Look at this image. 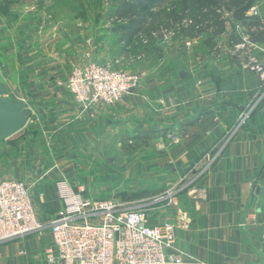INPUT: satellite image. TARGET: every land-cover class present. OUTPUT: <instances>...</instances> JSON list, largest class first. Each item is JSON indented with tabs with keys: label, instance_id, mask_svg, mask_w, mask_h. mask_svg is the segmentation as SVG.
<instances>
[{
	"label": "crops",
	"instance_id": "crops-1",
	"mask_svg": "<svg viewBox=\"0 0 264 264\" xmlns=\"http://www.w3.org/2000/svg\"><path fill=\"white\" fill-rule=\"evenodd\" d=\"M252 7L264 15V0ZM10 27L3 31L6 40L12 42L16 40L15 30ZM54 33L40 48L33 43L22 50L26 60L23 67L17 62L21 66L13 74L17 80L0 67L7 93L25 103L34 127L40 125L39 144L33 147L30 142L23 143L19 158L12 155L0 179L28 182L37 217L44 224L34 234L0 243V264H48L46 250L53 244L50 223L64 206L56 182L70 177L78 184L76 178L80 179L78 174L70 176L73 171H68L69 167H78L75 162L69 164L70 156L88 146L101 148L105 154L111 152L110 142L117 143L118 149L132 136L139 142L133 151L138 157L134 170L138 169V181L144 180L138 191L161 185L175 187L181 181L182 186L198 189H190L189 198H183L186 200L172 214L175 219L183 212L189 218L186 226L176 230L177 244L196 260L188 258L185 264H264V195L258 191L264 172V102L213 163L209 165L205 157L215 143H222L238 113L260 86L259 75L251 68L254 49L264 46L263 40L254 38L258 34L251 39L256 46L247 47L250 56L247 63H242L244 67L240 68L234 58L215 70L183 69L185 77L181 70L175 80L171 68L152 67L148 77L142 75L139 89L114 106L97 105L86 110L65 86L70 64H83L85 55L68 60V44L63 39L69 33H62L64 37ZM92 36L88 33L90 40ZM177 51L174 54L181 53ZM96 56L106 60L111 54L97 50ZM64 61L66 66L61 64ZM208 165L198 177L197 173ZM89 179L81 183L89 184ZM71 190H75L73 185Z\"/></svg>",
	"mask_w": 264,
	"mask_h": 264
},
{
	"label": "rangeland",
	"instance_id": "rangeland-1",
	"mask_svg": "<svg viewBox=\"0 0 264 264\" xmlns=\"http://www.w3.org/2000/svg\"><path fill=\"white\" fill-rule=\"evenodd\" d=\"M124 1L4 0L2 2L0 0V9H2L0 10V67L5 68L7 74L17 80L13 75L16 74L15 68L23 67L26 60L21 56L22 50L28 49L33 43L35 47L40 48L44 40L49 41L53 34L55 36V31L58 33L57 36L65 32L69 33L66 40L63 39V43L68 44L66 49L68 60L79 55H85L86 59V54L92 49L98 61L111 64L114 68L127 73L137 74L140 83H142V75L148 77L152 67L161 70L171 68L170 73L175 80L180 76L178 72L183 69L215 70L217 66L227 64L228 60L232 62L234 58L241 68L244 67L242 63H245L246 58L250 56L247 47H238L244 43L243 34L249 29V25H243L244 22L236 17L234 0H142L134 7L132 14L121 16L119 14ZM249 12L250 9L246 11V16ZM141 13L145 14L147 20L139 33L126 37L117 29L119 24H126ZM10 24L13 27H10ZM7 26L11 31L12 28L15 30L13 36L16 40L12 42L6 40ZM88 33L93 35V40L90 41ZM177 49L182 53L183 59L178 58L181 53ZM97 50L109 52L111 56L106 60L98 58ZM175 51L180 54H174ZM254 52L256 55L254 58L264 63V52L258 48L254 49ZM178 60H181V63H178ZM61 64L66 66L65 61ZM61 64L60 68H62ZM74 67L76 64L71 63L70 70L67 69L68 79ZM3 68H0V80L5 79ZM63 70H66V67ZM65 86L67 88V82ZM125 95L112 104L99 105L114 106ZM6 96L13 100L11 94L7 93ZM245 104L242 111L247 108L249 98ZM81 106L86 110L93 107ZM29 117L31 119V116ZM38 127H34L31 119L24 129L8 139L0 140V173L12 160L13 154H17L19 158V148L23 143L30 142L33 147L39 144ZM129 138L119 144L118 149H115L117 143L110 142L111 152L105 154L101 148L88 146L86 149H79L76 154L70 156L72 161H69V164L75 162L78 170L73 166L68 169L73 171L70 176L78 174L77 177L80 178H76L78 184L70 177L62 179L73 185L75 192H81L91 200H115L121 209H143L152 222L173 220L174 209H179L181 203L189 198L187 193L192 188L188 186L179 189L184 183L182 181L175 187L161 185L154 190L146 188L143 190L146 195L142 198L126 200L120 196L123 191L128 192L129 196L140 192L138 187L141 181L144 182L142 179L138 181V169L134 170V161L138 160V157L133 151L138 148L139 142L136 141L135 136ZM87 177H90L89 184L81 183V180ZM260 184V190L264 195V172ZM170 191H176L179 204L176 205L174 199L169 197L172 195L169 194ZM157 196H164V199L155 201Z\"/></svg>",
	"mask_w": 264,
	"mask_h": 264
},
{
	"label": "built area",
	"instance_id": "built-area-1",
	"mask_svg": "<svg viewBox=\"0 0 264 264\" xmlns=\"http://www.w3.org/2000/svg\"><path fill=\"white\" fill-rule=\"evenodd\" d=\"M249 13L260 20L244 32V43L238 47L255 45L251 41L252 33L264 34V15L255 7H251ZM256 48L264 52V46ZM251 68L258 73L260 86L222 143H215L206 153L209 165L264 102V63L253 57ZM139 78L137 74L98 61L90 49L86 61L71 71L67 88L74 101L84 107L108 105L139 88ZM30 120L28 116V123ZM209 165L197 176L205 173ZM186 186L181 185L179 189ZM57 188L64 206L50 223L53 244L46 250L48 264H185L188 258L196 261L176 240V230L189 223L187 213H179L174 220L155 223L143 209H121L115 200L86 198L81 192L71 190L67 180L58 181ZM175 193L170 191L169 197L177 205ZM161 199L164 196H157L155 201ZM43 226L37 217L34 193L28 182L19 178L0 179V243L34 234Z\"/></svg>",
	"mask_w": 264,
	"mask_h": 264
},
{
	"label": "trees",
	"instance_id": "trees-1",
	"mask_svg": "<svg viewBox=\"0 0 264 264\" xmlns=\"http://www.w3.org/2000/svg\"><path fill=\"white\" fill-rule=\"evenodd\" d=\"M236 4H234L236 6V17L239 20H242L241 22L243 23V25H249V26H253L259 23V17L258 16H246V11L249 10L252 6H254L257 3V0H234ZM135 0H125L122 4V11L120 12L119 15L124 16L127 14H132V11L134 9V7L136 5H139L142 0H138V2H136ZM231 7V6H230ZM130 19V18H129ZM147 20L146 16L144 13H141L138 15V17L136 18H132L131 20H129L126 24H119V26L117 27V29L119 31H122L124 33V35L126 37H130L133 36L137 33H139L144 26L145 21ZM253 34H258L256 35L254 38L255 39H260L264 41V37H262V35H260L261 33H256L254 32ZM253 34H251V36H253ZM254 39V40H255ZM256 113V112H255ZM146 195V192L140 191L138 193H134L132 195H128V192L123 191L120 196L127 199H134V198H142Z\"/></svg>",
	"mask_w": 264,
	"mask_h": 264
},
{
	"label": "water",
	"instance_id": "water-1",
	"mask_svg": "<svg viewBox=\"0 0 264 264\" xmlns=\"http://www.w3.org/2000/svg\"><path fill=\"white\" fill-rule=\"evenodd\" d=\"M185 75L186 71H181V76L185 77ZM6 94L7 89L0 80V140L10 138L28 124L25 103L20 100L13 101Z\"/></svg>",
	"mask_w": 264,
	"mask_h": 264
}]
</instances>
